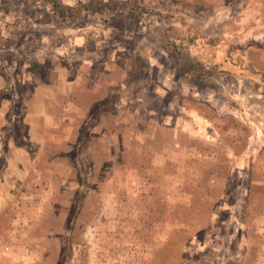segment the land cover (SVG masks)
Returning a JSON list of instances; mask_svg holds the SVG:
<instances>
[{
	"label": "rangeland",
	"instance_id": "obj_1",
	"mask_svg": "<svg viewBox=\"0 0 264 264\" xmlns=\"http://www.w3.org/2000/svg\"><path fill=\"white\" fill-rule=\"evenodd\" d=\"M0 264H264V0H0Z\"/></svg>",
	"mask_w": 264,
	"mask_h": 264
}]
</instances>
